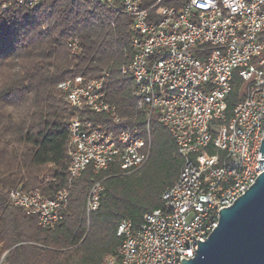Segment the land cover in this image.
<instances>
[{
  "label": "built area",
  "instance_id": "obj_1",
  "mask_svg": "<svg viewBox=\"0 0 264 264\" xmlns=\"http://www.w3.org/2000/svg\"><path fill=\"white\" fill-rule=\"evenodd\" d=\"M42 0H7L34 6ZM101 3L132 20V55L120 67L132 86L135 112L121 115L105 96L107 70L96 77L74 74L58 83L72 107L68 121L67 186L52 196L39 189L5 191L8 201L53 227L64 215L69 187L88 166L94 172L116 163L126 173L149 158L150 120L166 126L182 157L176 181L162 194V205L146 212L136 226L117 225L120 242L104 264H181L199 240L217 226L219 209L254 183L264 136V0H79ZM79 54L77 37L68 42ZM237 74L243 96L226 115L227 94ZM89 112H103L110 125ZM139 117L144 131H140ZM257 166V167H256ZM102 178L88 192L86 210H95ZM6 252L0 257L3 261Z\"/></svg>",
  "mask_w": 264,
  "mask_h": 264
},
{
  "label": "trees",
  "instance_id": "obj_2",
  "mask_svg": "<svg viewBox=\"0 0 264 264\" xmlns=\"http://www.w3.org/2000/svg\"><path fill=\"white\" fill-rule=\"evenodd\" d=\"M0 0V264H104L120 242L117 225L130 218L136 227L146 212L162 205V192L180 172L182 157L170 132L150 120L151 148L139 169L126 173L116 163L94 172L88 166L69 187L63 217L41 227L34 215L13 206L5 191L39 189L52 196L67 186L68 121L72 107L58 83L74 74L96 77L107 70L106 99L118 112H135L132 86L120 67L132 55V20L101 3L42 0L34 6ZM77 37L79 54L68 42ZM245 90L235 73L226 100L229 117ZM110 125L103 112H89ZM140 131H144L139 117ZM102 178L99 205L87 212L92 183Z\"/></svg>",
  "mask_w": 264,
  "mask_h": 264
},
{
  "label": "water",
  "instance_id": "obj_3",
  "mask_svg": "<svg viewBox=\"0 0 264 264\" xmlns=\"http://www.w3.org/2000/svg\"><path fill=\"white\" fill-rule=\"evenodd\" d=\"M259 150L264 157V136ZM197 241L194 255L182 257L181 264H264V169L231 205L219 209L217 226Z\"/></svg>",
  "mask_w": 264,
  "mask_h": 264
}]
</instances>
